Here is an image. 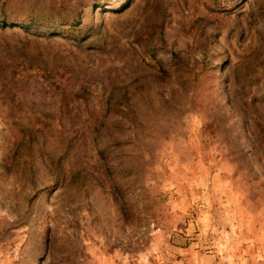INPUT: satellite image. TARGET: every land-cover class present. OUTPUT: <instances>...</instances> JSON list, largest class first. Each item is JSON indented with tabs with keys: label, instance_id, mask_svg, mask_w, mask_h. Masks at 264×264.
<instances>
[{
	"label": "rangeland",
	"instance_id": "1",
	"mask_svg": "<svg viewBox=\"0 0 264 264\" xmlns=\"http://www.w3.org/2000/svg\"><path fill=\"white\" fill-rule=\"evenodd\" d=\"M0 264H264V0H0Z\"/></svg>",
	"mask_w": 264,
	"mask_h": 264
}]
</instances>
